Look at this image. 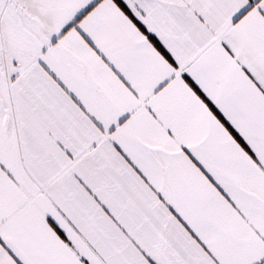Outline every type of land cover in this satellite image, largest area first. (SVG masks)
Returning a JSON list of instances; mask_svg holds the SVG:
<instances>
[{"label": "snow or ice", "instance_id": "6c2138e0", "mask_svg": "<svg viewBox=\"0 0 264 264\" xmlns=\"http://www.w3.org/2000/svg\"><path fill=\"white\" fill-rule=\"evenodd\" d=\"M0 264H264V0H0Z\"/></svg>", "mask_w": 264, "mask_h": 264}]
</instances>
